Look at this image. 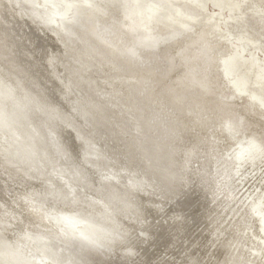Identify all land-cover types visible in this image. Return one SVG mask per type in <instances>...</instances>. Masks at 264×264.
I'll return each instance as SVG.
<instances>
[{
    "label": "rangeland",
    "instance_id": "374dc122",
    "mask_svg": "<svg viewBox=\"0 0 264 264\" xmlns=\"http://www.w3.org/2000/svg\"><path fill=\"white\" fill-rule=\"evenodd\" d=\"M14 1L16 3L15 11L19 18L21 17L29 23L36 20L35 15L28 14V9L25 10L18 0ZM79 1L81 0H69V2L67 0L33 1L37 13L46 24L51 26L50 28L57 36L58 44L55 46L54 52L48 50L46 65L57 67V73L63 83V93L61 94L63 99H66L72 90L77 94V97L70 101L74 109V119L67 118L69 119L67 120L64 119V116L63 121L57 119V114L61 113L58 108H54V112H49L51 115L54 113L56 116L53 114L52 118H56L58 122L61 120L68 131L77 133L80 141L86 142L87 146L90 144L87 142L93 140V143L95 142L100 149L98 151V157L101 159L99 164H103L105 167L114 166L116 179L121 177L125 179L132 174L131 176L137 175L136 180L139 178L141 180L146 175L144 179L148 180L151 186L146 189L142 187L143 191H146L152 200H157L158 206L161 207H158V211L161 210V213L158 214L155 210V213L158 214L156 215L148 207L149 211L147 212L150 219L147 222L148 226L153 229H147L139 210L138 212L132 210L122 212L120 210L122 203L110 199L109 190L101 195V191L104 189L102 188L103 183L99 182L95 192L96 196H102L100 200L105 197L104 199L115 202L114 205L121 211L113 214L117 218L112 220L105 214L99 213L100 217L95 219L78 211L67 212L60 207L52 209L53 212L48 214L47 212L51 210L46 209L44 215L49 216V221L52 215V220H58L59 226L52 227L53 229L48 231L52 235V239L47 244L43 240V245H47L48 251L44 254L41 264H69L75 262L80 254L85 255L88 251L104 260L113 261V264L116 260H120L122 264H145V258L140 255V252L143 245L148 243L152 247L149 253L150 264H169L168 261H177L178 264H193L195 259H199V254H196V249L190 248V246L196 242H198L196 248L204 244L208 249L211 246H219V243L221 245L222 240L234 228L235 220L242 214L246 215L248 221L244 225L242 224V231L239 235L230 240L229 245L227 244L222 255L223 261L220 264H264V105L260 101L257 102L258 99L256 101L251 99V96L254 95L264 99L262 90L256 93L257 91L251 89L252 86V88L264 90V79L259 78L260 67L253 68L249 64V61L255 58L264 61V0H254L250 4L245 3V0H232L234 3L236 2L235 8L238 7L237 15H231L227 10L223 14L221 9L215 6V0L214 2L213 0H203L206 1L207 9L202 13L197 12L199 15L203 14L198 20V23L203 21V25L192 21L189 27L186 26V32H188L181 36L182 40L179 42L174 39L169 43H164L166 39L170 38L169 30L162 29L159 33L156 32L157 40L162 42L161 49L157 52H146L143 45L148 27L146 26L147 18L151 8L161 9L166 0H157L153 3H148V0H115L113 5L101 3L103 13L100 11V15L97 16L98 20L92 34L81 20L83 13L78 12L81 10ZM124 1L131 6L134 2L144 1L141 7L137 8L140 11L143 10V15L139 13L136 15V10L129 9V4ZM135 6H138L137 3ZM125 7L128 8L125 9ZM19 8L22 13L19 12ZM69 10H72L71 13ZM258 13L262 16L257 17ZM220 16H222L221 19H219ZM237 18L240 20V24H236ZM205 26L206 30L202 41H195L201 28ZM43 32L48 34L44 29ZM27 33L33 37L29 31ZM171 45L177 48L168 49ZM188 47L191 48L190 51L193 52V55L200 57L198 69L202 75L205 74V81L201 79L195 83L182 80L184 73L191 70V65L183 59V53L188 51ZM70 52L77 55L76 59L72 58L68 61ZM59 63L61 65H58ZM74 64L78 66L76 67ZM259 64L262 66L263 63ZM101 75H106V79L113 80L112 82L117 81L122 85L119 88L123 92L114 96V103L127 107L122 110V113L126 120L130 118V130H127L130 132L127 134L132 138L130 141L123 142L115 139L114 134L99 128L93 116L90 115L92 110L95 111L100 106L98 102L101 100L98 96H92L88 90L91 87H98L97 78ZM162 76L163 79H161ZM156 78L158 81L161 79L160 82H157ZM240 79L246 81L247 87H249L247 93H240L242 89L238 87ZM8 82L6 85V82L0 80V101L7 103L6 108H0V121L6 119L10 127L21 122L22 124L17 125V128H20L19 131L22 132L21 137H25V141L27 140L26 143L30 147H37L40 167L44 168L42 185L48 186L46 187L47 191L45 190L43 194L59 199V195L55 193L56 189L50 188V185H55L56 181H61L60 184L64 188L65 185L81 188L78 186L81 182H76L75 186L68 182L73 177L67 176L66 173L62 172L61 177L63 178L61 179L55 173L58 171L54 169H51L52 172L49 174L50 170L47 168L51 166V159L45 151V136L35 130L27 120L28 109L24 107L26 111L24 112L20 109L23 106L16 105L14 94L11 93V98H8L10 100L4 98L12 85ZM20 92L21 96L24 95L23 98L30 96L31 99L38 100L35 94L27 93L25 90ZM120 95L123 98L118 97ZM42 110L44 109L42 108ZM78 125L80 126L77 127ZM26 127L27 129H25ZM109 140L111 141L109 142ZM111 143L112 145H110ZM15 144L12 147L14 149L18 148ZM190 145L194 155L187 157L186 150ZM178 147L183 150L186 148V150L183 152ZM17 152L21 167L29 171L30 178L35 177L37 173L31 163V157L23 150H17ZM85 154H88V151H85ZM150 154L152 156H149ZM79 160L82 165L87 162V159L82 156ZM99 164L94 166L101 169ZM242 167L248 170L253 167L251 173L257 172L254 184L253 180L246 182V185L242 183L243 178L239 174ZM79 172L78 175H81V171ZM77 173L74 178H77ZM176 174L177 176H174ZM197 174H202L205 180L206 193L209 190L210 178H218L224 193L217 198L215 203L220 205L219 211L223 213L218 214V211H215L210 214V218L208 217L206 202L204 204V199L199 195ZM104 178L107 177H101L103 181H105ZM84 180L82 182L85 184L83 185L84 189H81L86 192L89 189L85 188L87 184ZM58 190L65 191L63 188ZM40 191L42 193L43 190L40 189ZM143 191L140 190L139 194H142ZM137 193L138 191L135 192V194ZM31 197H33L32 194ZM229 198L234 202H230ZM133 200L136 201V198ZM37 203L39 204V202ZM198 214H200L201 222L197 218ZM139 216L141 219L138 218ZM128 218H131L133 222L139 221L135 231L125 225L128 223ZM182 219L184 223L180 225L181 227L174 224ZM106 220H110L112 223L119 222L121 225L113 223L114 226H112ZM50 225L52 222H49L48 226ZM185 225L188 226H186L187 230H185ZM155 227H158L157 230L160 234L157 244L152 242ZM164 228L166 229L164 230ZM161 230L165 233H162ZM183 230L187 235L184 234L185 231L182 233ZM150 231L153 233L152 235ZM170 232L172 233L170 234ZM201 232L206 237V241L203 243L199 242ZM99 235L104 237L106 245L98 244ZM176 236H181V238L173 245L172 242L174 239L176 241ZM113 237L121 238L119 245L114 246L112 242H109V239ZM240 241H243L244 246L236 251ZM31 242L34 241L31 239ZM187 248L191 250H186ZM233 253H236L234 258H232ZM212 254L213 250L205 255L202 264H216L219 255L217 253L212 256ZM0 257V264H8V261L5 262V258ZM89 257L92 259L94 256L90 255ZM85 259L86 263H89L88 258L84 257V262Z\"/></svg>",
    "mask_w": 264,
    "mask_h": 264
},
{
    "label": "bare ground",
    "instance_id": "6f19581e",
    "mask_svg": "<svg viewBox=\"0 0 264 264\" xmlns=\"http://www.w3.org/2000/svg\"><path fill=\"white\" fill-rule=\"evenodd\" d=\"M18 1H19L20 5L25 10L28 9V11H27L28 14L33 13L35 15L36 20L33 21L32 23H29L26 20H24L23 18H21V17L19 18L18 14H16V11H15L16 3L14 0H0V80L3 82H6L5 83L6 85H7L8 81H9L8 83L12 84L11 87L8 86L10 89L7 91L4 98H7V100H10L8 98H11L10 97L11 93L14 94V101L16 102V105L23 106L20 109L24 112H26L24 107H26L28 109V111L26 112L27 120L31 123V125L33 126V128L35 130L41 132L45 136V140H46V143H45L46 144V150L45 151H46V154H49V157L51 159V163H50L51 166L49 168H47V170H50L49 174H51V172H52L51 169H54L55 171H58L55 173L58 174L59 178L61 179V178H63V177H61L63 175V173H66L67 176L70 175L71 177H73V179L68 180V182H71L72 185H74V186H75L76 182L77 183L81 182L80 184H78V186H80L83 189H84L83 185H85V184H83L82 182H83V179H85L84 182L87 184L85 186V188L89 189L90 192L88 193L89 190L88 191L86 190V192H84L79 187L73 188V187L67 186L64 183H62L67 187V188L66 187L64 188L61 186V184H60L61 181L58 179L60 182L56 181L55 185H53V186L50 185L51 187L50 186L49 187L50 188L54 187V189H56V191H55L56 195H59L60 198L57 199L51 195L45 196V194H43V192L45 190L47 191L48 188H46V187H48V186L45 185L46 187H44L42 185V183L44 182L43 181V179H44L43 178L44 177L43 176V169L44 168L40 167L41 162L39 161V158L37 157L38 156L37 155V147L36 146L30 147L26 143L27 140L25 141V137L24 136L21 137L22 132H20L21 130L19 131L20 128L19 129L17 128L18 124H22L21 122L14 125L13 127L12 126L10 127L7 124L6 119H4V121L1 120L0 121V153H1L0 154V156H1V158H0V256L5 258L6 259L5 262L8 261V264H41L42 263L41 261L44 257V254L48 251V247L46 244L49 240L52 239V237H51L52 235L49 232L51 229H53L52 227H58L59 226V221L58 220L53 221L51 218L52 215L50 217V221H49V216L44 215V211L46 209L51 210L48 212L46 211L48 214H51V212H53L52 209L60 207V208H64V210H66L67 212L74 213V211H78V212L87 214L86 216L94 217L95 219H97L96 217H98L99 216L98 214L100 213V214H105V216L108 218H112V220L117 218L116 216H113V214L117 211L121 210L122 212H124L125 210H127V211L132 210V211L138 212V210H139L140 216L141 217L143 216L142 219L145 221V222L143 221L145 228L150 229V230L153 229V228H151V226L150 227L148 226V222H147L150 219V217L148 216V212H147V211H149L148 207H150V209L154 213L156 210V212L158 214H159V212L161 213V210L158 211V209H159L158 207H160V206H158L157 200L156 199H154L155 201L152 200V198L146 194V191H143L144 189H146V187L151 186L150 182L148 180L144 179L146 177V175H145V177L143 176L144 178L141 177L142 178L141 180H140V178L138 180H136L135 177L137 175L131 176L132 174L128 175V177H126L125 179H123V177L116 179L114 177V173L116 172L114 166L111 165V166L105 167V166H103V164H99L101 159L98 157V151H100V149L95 144V142L93 143V140H92V142H87V143H90L87 146L86 142L80 141V138H79V136H77V133L75 134V133L71 132L70 130L68 131L67 130L68 128L66 129V126L63 125V123L61 122V120L63 121V116H64V119L65 118L66 119L67 118H69V119L73 118L74 119V114H73L74 109H73L70 101H71V99L76 98L77 94L74 90H72L70 92V94H68L67 98L63 99L61 96V94L63 93V85H62L63 83L60 80L59 75L57 73V67L54 65H49V64L46 65L45 60H46L48 50L54 52L55 48H56L55 46L58 44V42L56 41L57 36H56L55 32H53L52 28H50L51 26L46 24L45 21H43V18L40 16V14L37 13V11L33 5L34 0H18ZM155 1H157V0H148V3H153ZM252 1H254V0H245L244 2L247 4H250ZM67 2H69V0H67ZM124 2L129 4L126 1H124ZM143 2L137 1V2H134L133 6H131L129 4L128 7L131 10H136V12H135L136 15H137V13L143 15V10H141V11L138 10L139 9L138 7L139 6L141 7ZM213 2H214V0H213ZM101 3L103 5H113V4H115V0H81V1H79V6L81 7V10L78 9L79 10L78 12L83 13V17L81 20H83V23L86 24L85 25L86 28L89 31H91L90 34H92V32L95 28V25H96L97 20H98L97 16L100 15L99 14L100 11H101V13H103V11L101 10V7H102ZM135 3H137L138 6H135ZM235 3L232 0H215L214 4L217 8L221 9V12H223V14L227 10L229 14H231V15L236 14L237 15L236 11H238V7L235 8ZM128 7H125V9H127ZM135 7H136V9H134ZM206 7H207L206 1H203V0H166V2L164 3V5L162 6L161 9H152L151 8L150 13H148L147 24H146V26H148L147 27V33H146V36L144 37L145 40L143 42V45L145 46L146 52H157L159 49H161L162 42L157 40L156 32L159 33L162 29L170 31V35H169L170 38L166 39V41L164 42V43H169L170 41H172L174 39H176L178 42H179V40H182L181 36L184 33L188 32V31L186 32V28H187L186 26L189 27V25H191L192 21L197 22L198 25H203V23H204L203 21L198 23V20L200 19V17L203 16V14L199 15V13H197V12H200V13L204 12L207 9ZM71 11L72 10H69L70 13H71ZM19 12L22 13L21 8H19ZM194 14H195V16H194ZM258 14H259V16H257V17L262 16V14H260V13H258ZM221 17L222 16H220L219 19H221ZM231 20H233V19H231ZM235 22H236V24L237 23L240 24L239 19H238V21H235ZM30 25H31V28H30ZM43 29L46 30V32L48 34L43 32ZM205 30H206V26L201 28V30L197 36V39L195 41H197V42L202 41V39L204 38ZM27 31H29L33 35V37H30L29 36L30 34H28ZM23 32H24V34H23ZM174 42H176V41H174ZM176 44L177 43H175V45ZM173 46L174 45H171L168 49L178 47L177 45H176L177 47H173ZM187 50L188 51L186 53H183V59L187 64L191 65V70H189L186 74L184 73V75L182 76L183 77L182 80L183 79L185 81L189 80V81H192L195 83L201 81V79L202 80L204 79V81H205L206 80L205 74L202 75L201 71L198 69L199 65H200V63H199L200 57L193 55L192 54L193 52L190 51L191 48L188 47ZM75 57H77V55L70 52V55H68V58H69L68 61H70V59L72 60V58L76 59ZM249 62H250L249 64L253 68H257V66L260 67L261 70H260L259 78L264 79V61L258 60L257 58H255V59L250 60ZM261 62L263 63L262 66L259 64ZM71 63H74V62H71ZM58 65H61V64L59 63ZM183 66H185V65H183ZM99 67L102 68V66H99ZM71 71H69V72H71ZM105 76H102V75L98 76L99 77V78H97L99 81L98 87H96V88L91 87L88 90L92 96H98L101 100V102H98V103H100L99 104L100 106L97 107V110H95V111L92 110L90 115L93 116V118L96 121L99 128H103L105 131L109 132L110 134H114L115 139H119L123 142L124 141H130L132 138H130L129 134H127L129 132V131L127 132V130H130L129 127L131 126V124H130L131 122H129L130 118H129V120H126L124 118V115H123L124 113H122L123 112L122 110H125L127 107L125 108L124 105L118 106V104H116L117 105L116 106L114 103L115 102L114 96L123 92V90L121 88H119V87H122V85H120L117 81L112 82L113 80L110 81V80L106 79ZM155 77H156V75H155ZM159 77H158V79H159ZM165 78H166V76H165ZM161 79H163V76ZM156 80H157V78H156ZM160 80L159 81L157 80V82H160ZM176 80H175V82H176ZM240 80H239L240 82L238 83V87L242 88L240 93L241 94L247 93L249 90L248 89L249 87H247L248 85L246 84V81L244 79H240ZM154 81H155V79H154ZM164 83L167 84V82H165V81H164ZM160 84H158V85H160ZM175 84H177V83H175ZM192 84H194V83H192ZM175 88H177V87H175ZM251 89L255 90V92L257 91L256 93H259L260 92L259 90H262L261 92L264 93L263 89H258V88L255 89V88H252V86H251ZM21 90H25V91H27V93L30 92V94H35L38 97V100H33L30 98V96H27L26 98L24 97L25 98L24 99L23 98L24 95L23 96L20 95V94H22L20 92ZM169 90L170 89L168 88V91ZM206 90H207V88H206ZM153 94H154V92H153ZM172 96H174V95H172ZM118 97L123 98V97H121V95ZM251 97H252L251 98L252 100L256 101L258 99L257 102L260 101V103L264 105V99L263 98L260 97L261 98L260 99V98H258V96H255V95L251 96ZM116 98H117V96H116ZM123 101H122V103H123ZM248 102L251 103V101H248ZM86 104L88 105V103H86ZM2 107L6 108L7 103L0 101V108H2ZM42 108L44 110H42ZM54 108H58L61 111V113L57 114V116L53 113L57 119H61L60 122H58L56 120V118L53 119L52 118L53 114L51 115L49 112V111L54 112L53 111ZM155 108H156V106H155ZM128 113H129V111H128ZM132 114H134V113H132ZM69 119H67V120H69ZM65 122H66V120H65ZM134 124H136V123H134ZM145 125H146V123H145ZM79 126L80 125H78L77 127H79ZM146 126H145V128H146ZM149 127H148V129H149ZM71 128H73V127H71ZM25 129H27V127ZM137 129H139V128H137ZM139 130H141V129H139ZM107 136H109V135L107 134ZM171 139H173V138H171ZM87 140H88V138H87ZM110 141L111 140H109V142ZM177 141H179V140H177ZM13 144H15L16 147H18V148H16V149L12 148V147H14ZM157 144H158V142H157ZM110 145H112V143ZM114 145H116V144H114ZM116 147H117V145H116ZM188 147H189L188 150H186V148L184 149L187 151V154H188V155L186 154L187 157H189L190 155H194L193 150L190 149L191 145ZM157 148L159 149V147H157ZM178 148H180V147H178ZM183 148H184V146H183ZM11 149H12V151H11ZM181 149L182 148H180V150ZM17 150H21V151L23 150L24 153H27L31 157V163H32V165H34L33 167L37 173L35 177L30 178L28 176L29 171L21 167V164H20V161H19L18 155H17L18 152H20V151L17 152ZM162 150H163V148H162ZM184 150H183V152H184ZM85 151H88V154H85ZM149 151H150V149H149ZM155 152H156V150H155ZM165 152H166V150H165ZM145 155H147L146 152H145ZM80 156H82V158L87 159V162L83 163V165L80 163V160H79ZM149 156H152V155L150 154ZM46 162H47V160H46ZM95 164H99L100 167L99 166L98 167L101 169H98L97 166H94ZM134 168H135V166H134ZM130 170H132V169H130ZM252 170H253V167L249 170L245 169V167L244 168L242 167L240 169L239 174L242 175L243 179L241 181L243 184H245L246 182L248 183V181H251V180H253L252 183L254 182L257 172L251 173ZM79 171H81V173H82L81 175H78V174H80ZM128 172H127V174H128ZM75 173H77V175H76L77 178H74ZM199 173H202V172H199ZM149 175L151 176V174H149ZM102 176L107 177V178H104L105 181H103L101 179ZM174 176H177V174ZM178 176H180V175H178ZM196 176H197V180H198V183H197L198 184V190L200 192L199 195L204 199V204L206 202V205H207L206 210L208 213V217L210 216V214H212L215 211H218V214L223 213V212L219 211L220 205L215 203L217 198L224 193V191L222 190L223 186L221 185L218 178L217 177L210 178V184L208 186L209 190L206 193L205 192V180L202 177V174H197ZM257 176L259 177V174ZM118 177H120V176H118ZM191 177H193V176H191ZM189 178H190V176H189ZM166 179H167V177H166ZM180 181H181V179H180ZM50 182L49 183L47 182V184H50ZM99 182H101V184L103 183L102 188L104 189V191H101L102 193L100 192L101 195H103L105 193V191L109 190V194L111 195L110 199H112L114 201L118 200V201H120V203H122L120 205L121 206L120 210L114 205L115 202L113 203L112 201H110V199L107 200V199H104L105 198L104 197V198H102V200H100L101 199L100 197H102V196H100V197L96 196L95 192H96V189L98 188L97 184ZM151 182H152V179H151ZM165 182H166V180H165ZM170 182H171V180H170ZM190 183H191V181H190ZM51 184H53V183L51 182ZM248 185H250V184H248ZM62 188L65 189V191L63 190L64 192H61V190H58V189H62ZM40 189L43 190L42 193H41ZM140 190L143 191L142 194H139ZM74 191H76V192H74ZM136 191H138L137 194H135ZM31 194L33 197H31ZM183 194H185V193H183ZM98 195H100V194H98ZM72 197H73V199H71ZM135 198H136V201L133 200ZM229 199H230L229 200L230 202H234L231 198H229ZM37 202H39V204ZM33 203H35V204H33ZM240 205H239V207H240ZM116 209H118V210H116ZM157 213H155V214L158 215ZM205 213H206V211H205ZM138 214H135V215H138ZM184 214H186V213H184ZM239 214H240V212H239ZM67 216H69V215H67ZM140 216L138 218H140ZM106 217H105V219H106ZM86 218H88V217H86ZM197 218L200 221V218H201L200 214H198ZM95 219H93V220H95ZM106 221L111 223L112 226H114L113 225L114 222L112 223V222H110V220H106ZM206 221H207V219H206ZM206 221H205V223H206ZM246 221H248V218L244 214H242L241 217L239 216L238 219L235 220V222L233 221L234 222L233 223L234 228L229 232V234H227V236L224 238V240H222L221 245L219 243V246H217V247L211 246V248L208 249L207 246L204 244L201 247L197 246V248H196L195 246L197 245L196 243H198V242L194 243L193 246H190V248L194 247L196 249L195 250L196 254H199V259L198 258L195 259V263H193V264H202L203 260L205 259L204 256L209 254V252H211L212 250H213L212 256L217 254V253L219 255L217 262L215 261L216 264L222 263L223 251L229 245V243H230L229 241L232 240L235 236L239 235V233L242 231L241 226H242V224L244 225L246 223ZM49 222H52V225L48 226ZM138 222L139 221H137V220L135 222H133V221H131V218H128V223H125V225L128 228H131V230L132 229L134 230L137 228ZM102 223H104V222H102ZM117 223L119 224V222H116L114 224H117ZM183 223H184V220L182 219L181 221L175 222L174 224L177 226H180ZM188 224H190V223H188ZM119 225H121V224H119ZM108 226H109V224H108ZM186 226L187 225H185V230H187V227H188V226L187 227ZM196 226H197V224H196ZM121 228H122V226H121ZM157 228L158 227L154 228L155 233H154V239L152 241L155 244H157L158 237L160 235ZM165 229L166 228H164V230ZM185 230H183L182 233ZM162 231L163 230H161V232ZM116 232H119V231H116ZM150 233H151V231H150ZM162 233H165V232H162ZM171 233L172 232H170V234ZM129 234H131L130 231H129ZM152 234L153 233H151V235ZM184 234L187 235L186 231ZM110 236H112V235H110ZM180 238H181V236H178V237L176 236V241L174 239V241L172 242L173 245L178 240H180ZM31 239L34 241L33 243L31 242ZM103 239H104L103 236H101V235L98 236V244L100 246L107 244V243H105L106 240H103ZM110 239H109V242H112V244L114 246L119 245L121 242L120 241L121 238L113 237L111 240ZM184 239H186V238H184ZM199 239H200L199 242H202V243L206 241V237L203 236L202 232L200 234ZM43 240H45V243H46L44 245H43ZM241 240H242V238H241ZM124 243H126V242H124ZM112 244H111V246H112ZM243 244H244L243 241H240V243H238V245H237L236 251H239L240 247L244 246ZM149 245H150V243H148L147 245L144 244L143 245L144 247H142L143 249H141L142 251L140 252V255L145 258V261H146L145 264H150L149 253L152 250V247ZM100 246H99V248H100ZM153 247H154V245H153ZM190 248H187L186 250H189ZM119 253H120V251H119ZM235 254L236 253H233L232 258L235 257ZM90 255H93L94 259L93 258L91 259L89 257ZM84 257L88 258L87 261L89 263H86V259L84 262V260H83ZM216 257H218V256H216ZM0 259H1V257H0ZM187 259H189V258H187ZM155 260H157V259H155ZM112 262H110V260H104L103 258L96 255L95 253L92 254L88 251L85 255L80 254L77 257L75 262H70L69 264H113ZM168 263L169 264H178L177 261H173V262L168 261ZM114 264H122V262L120 260H116V262Z\"/></svg>",
    "mask_w": 264,
    "mask_h": 264
},
{
    "label": "water",
    "instance_id": "95a60500",
    "mask_svg": "<svg viewBox=\"0 0 264 264\" xmlns=\"http://www.w3.org/2000/svg\"><path fill=\"white\" fill-rule=\"evenodd\" d=\"M156 16V15H155Z\"/></svg>",
    "mask_w": 264,
    "mask_h": 264
}]
</instances>
